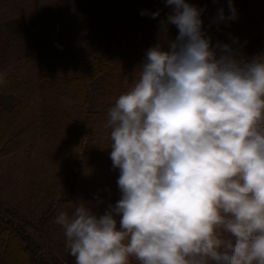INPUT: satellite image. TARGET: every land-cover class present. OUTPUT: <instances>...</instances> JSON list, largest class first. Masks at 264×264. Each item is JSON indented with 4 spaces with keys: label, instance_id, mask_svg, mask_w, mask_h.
I'll list each match as a JSON object with an SVG mask.
<instances>
[{
    "label": "clouds",
    "instance_id": "obj_1",
    "mask_svg": "<svg viewBox=\"0 0 264 264\" xmlns=\"http://www.w3.org/2000/svg\"><path fill=\"white\" fill-rule=\"evenodd\" d=\"M165 4L159 41L107 113L120 199L55 222L75 264H264V56L213 43L235 0L207 26L206 5Z\"/></svg>",
    "mask_w": 264,
    "mask_h": 264
},
{
    "label": "trees",
    "instance_id": "obj_2",
    "mask_svg": "<svg viewBox=\"0 0 264 264\" xmlns=\"http://www.w3.org/2000/svg\"><path fill=\"white\" fill-rule=\"evenodd\" d=\"M23 1L25 9L0 3L1 40L7 36L0 43V132L9 125L23 124L18 131L20 138L35 142L43 135L52 146L45 150L54 154L62 151L58 150L60 144L66 146L59 154L63 156L68 142L78 148L71 152L70 170L75 171L67 180L64 196L52 213L40 219L42 227L35 224L33 207L20 209L0 192V251L7 237L19 253L12 264H68L65 243L55 241L63 235V229L55 220H47L54 219L66 204L79 201L73 193L81 186L89 188L84 202L97 207V213L102 214L120 199L116 182L119 170L113 168L110 158L108 109L134 85L145 52L159 41L162 21L171 7L165 0ZM198 1L191 0L194 4ZM220 1L224 2L213 0L215 10L221 6ZM249 1L235 0L237 10H243ZM202 2L201 7L205 6ZM253 2L260 15L249 14L246 21L250 25L254 19L256 24L229 31L225 21L209 30L213 43H231L238 38L236 55L246 60L251 58L249 52L264 42V0ZM14 10L21 14L15 17ZM156 11L160 14L153 18ZM211 12L207 7L205 21L211 19ZM167 27L169 36L175 38L176 26ZM260 54L264 56V48H260ZM12 85H21V91L16 92L19 87L13 89ZM88 122L91 128L86 130ZM13 137L0 142V155L10 148L20 149ZM95 158L104 170L103 182L90 177L81 183L78 173L92 167ZM86 159L89 163L84 166ZM4 255L0 264H7ZM132 263L140 264L137 259L129 261Z\"/></svg>",
    "mask_w": 264,
    "mask_h": 264
},
{
    "label": "rangeland",
    "instance_id": "obj_3",
    "mask_svg": "<svg viewBox=\"0 0 264 264\" xmlns=\"http://www.w3.org/2000/svg\"><path fill=\"white\" fill-rule=\"evenodd\" d=\"M9 1L10 0H0V3L7 4L12 9L14 8L13 5L15 6V4H17L20 9L26 8V4L23 0H11V2ZM202 1L203 0L198 1L197 5L201 4ZM245 1L246 0H243V3ZM220 2L221 5L226 4V0H224V2ZM202 3H204V5H206L213 12L214 16L217 10L214 9V6L216 4L213 3V0H207L206 2L204 1ZM13 12L15 14V17L21 14H16L15 10ZM259 12L260 11L254 9L253 0H250L247 5H244L243 10L238 11L237 17L230 21H227L225 23V26L228 27L229 31L235 28L240 29L241 27H243V30L247 29L251 25L257 23H254L255 21L254 19H252L250 21V25H248V21H246V19L247 17H250L249 14L253 13L254 16H257ZM205 16H207L206 13H204V18ZM209 20L210 19H207L205 21L206 26ZM258 22L262 21L259 20ZM218 26H220V24ZM215 28L216 27L213 26L210 30L213 31L215 30ZM6 38L1 40L0 36V43H3ZM11 44H14V41ZM260 48H264V42L258 43L257 46H255V48L249 52V55H251V58L249 60L254 57L263 56L260 54ZM11 51V53L13 54L14 50ZM18 87L19 90L16 92L19 93L22 86L12 85L13 89H16ZM89 124L90 122L85 124L87 126L86 130H89L91 128L88 126ZM20 125L21 126L9 125L7 128L0 132L1 143L9 141L8 139H10L13 135V139L15 138V141L18 140V145L20 146V149L18 150H13L10 148L8 151L0 155V192L3 194V196L11 200L12 203L20 209L24 210L26 208L33 207V211L35 212V224H37L39 226L38 228H40L42 227L40 219L43 217H47L50 212L52 213L54 207L58 204H56V202L61 200L64 196L63 191L65 190V187L67 185V180L69 181L71 179L70 174L75 171V168L70 170V166H72L71 152L73 149H77L78 147L75 143L68 142L67 153L63 156L59 154L63 152V149H66V146L60 144L58 145V150L62 151L59 154L57 151V154L59 156L55 157V155L57 154L45 150L47 148H52V146L47 143L46 137H42L43 135H41L39 138H36L35 142L31 138H24V140L23 138H20V136L18 135V131L23 124ZM31 141L33 142L31 143ZM88 161L89 159L83 161L84 166L88 165ZM103 171L104 170L99 165V160L95 158V162L92 164V167H88L87 169L85 168L82 170V172L78 173L77 179L81 183H83L85 180L88 181V178L91 177L92 179L97 181V183H102L103 181L101 179L103 177ZM93 185H95V183ZM80 188L81 189H79L77 192L75 191L76 193H73L76 194L79 201H74L69 205L66 204L62 207L61 212L71 215L79 203H84L92 207L93 210L97 208L90 205L89 202H84L83 196L86 195L89 188L82 186ZM51 220L53 221L55 220V218H49L47 221L51 222ZM55 224L59 225L57 223ZM2 241H4V247H1L0 259H3V254H5L4 256H6V263L12 264L13 261H16V259L19 257L18 250L15 249L16 245L13 242L11 243L10 240L7 239V237ZM55 241L60 245L64 244V234L61 237H58ZM132 260L135 261L136 258L130 257L129 261ZM65 261L68 264H75V258L69 255V253L66 255Z\"/></svg>",
    "mask_w": 264,
    "mask_h": 264
}]
</instances>
